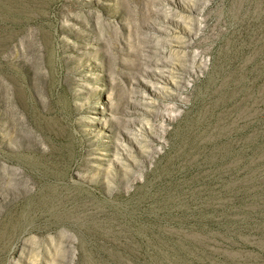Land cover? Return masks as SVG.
Segmentation results:
<instances>
[{
    "label": "rangeland",
    "instance_id": "1",
    "mask_svg": "<svg viewBox=\"0 0 264 264\" xmlns=\"http://www.w3.org/2000/svg\"><path fill=\"white\" fill-rule=\"evenodd\" d=\"M0 264H264V0H0Z\"/></svg>",
    "mask_w": 264,
    "mask_h": 264
}]
</instances>
